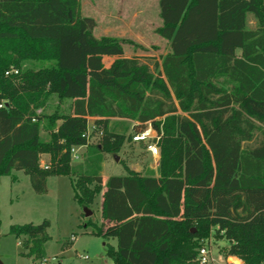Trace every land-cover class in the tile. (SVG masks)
<instances>
[{
	"label": "trees",
	"instance_id": "trees-1",
	"mask_svg": "<svg viewBox=\"0 0 264 264\" xmlns=\"http://www.w3.org/2000/svg\"><path fill=\"white\" fill-rule=\"evenodd\" d=\"M158 10L170 52L151 69L125 57L121 41H97L79 0H0V177L15 182L21 171L41 195L48 177L67 176L83 208L100 194L107 225L88 223L115 241L113 264H198L212 231L226 256L264 264V0H158ZM28 61L40 65L22 68ZM50 94L69 102L67 113H36ZM89 120L98 146L88 143ZM112 120L162 132L158 176L125 169L102 182V153L124 142ZM256 132L258 144L245 148ZM81 146L83 159L72 161ZM48 227L9 234L40 261Z\"/></svg>",
	"mask_w": 264,
	"mask_h": 264
},
{
	"label": "rangeland",
	"instance_id": "rangeland-1",
	"mask_svg": "<svg viewBox=\"0 0 264 264\" xmlns=\"http://www.w3.org/2000/svg\"><path fill=\"white\" fill-rule=\"evenodd\" d=\"M79 14L81 17H90L95 21L93 37L97 41L101 39L121 41L125 57L136 56L151 69L155 62L161 63L170 52L169 43L156 33V29L161 26L158 0H79ZM246 24L248 29L255 28V21L251 15L247 16ZM109 62L106 60L105 64ZM39 65V62L28 61L21 66L30 69ZM68 108V101L60 100L54 94H50L44 106L36 113L47 115L55 112L67 113ZM133 126L134 122L110 121V129L122 133L124 142L118 153H102L100 176L103 183L110 176H127L126 170L141 176L159 175V141L162 132L157 134L154 130L156 134L154 142L157 143L158 154L151 156L144 144L130 141L129 136L135 131ZM45 134L42 132V136ZM87 134L90 146L100 144L102 133L92 126L91 121L88 123ZM261 138L262 135L256 132L254 140L245 143L244 147L248 149L255 147ZM84 152L85 149L80 151V159H83ZM113 156H117V161H114ZM47 162L48 155L41 154L39 164L46 165ZM12 174L16 177L15 182H12L10 177H0L1 264H40L39 260L21 255L25 252L21 246H18L21 240L10 235L9 228L13 225H38L44 220L49 222L47 229L49 240L44 245V258L51 263L113 264L106 256V250L109 246L115 248V241L92 234V224L97 227L107 225L101 219L100 194L96 196L92 205L87 207L91 211V216L86 218L83 207L74 199L71 181L67 176L48 177L47 192L40 195L34 193L28 177L23 172L13 171ZM213 233L212 231L202 245L208 247L215 258L221 256L226 259L229 257L226 256L228 245ZM241 262L244 264L242 260Z\"/></svg>",
	"mask_w": 264,
	"mask_h": 264
},
{
	"label": "built area",
	"instance_id": "built-area-1",
	"mask_svg": "<svg viewBox=\"0 0 264 264\" xmlns=\"http://www.w3.org/2000/svg\"><path fill=\"white\" fill-rule=\"evenodd\" d=\"M10 73H16L15 70L10 71ZM8 73H6L7 75ZM1 107V105H0ZM156 137L155 131L151 128L150 125L138 133H133L131 135V142L132 143H142L145 145V149L147 152L150 153L151 156H157L158 154V147L157 143L154 142V138ZM84 147H72L70 149V156L72 161H78L80 159V151L83 150ZM43 170H48V166L45 164L40 165ZM20 246V242L18 243ZM198 264H242L241 260L237 257H227L222 258L221 256L215 258L208 247L203 246L199 249L198 257H197ZM54 264L51 263L48 259H41L40 264Z\"/></svg>",
	"mask_w": 264,
	"mask_h": 264
},
{
	"label": "water",
	"instance_id": "water-1",
	"mask_svg": "<svg viewBox=\"0 0 264 264\" xmlns=\"http://www.w3.org/2000/svg\"><path fill=\"white\" fill-rule=\"evenodd\" d=\"M113 159H114V161H117V156H113ZM83 213H84V216L86 217V218H88V217H90L91 216V211L90 210H88L87 208H83ZM1 264V263H0Z\"/></svg>",
	"mask_w": 264,
	"mask_h": 264
},
{
	"label": "crops",
	"instance_id": "crops-1",
	"mask_svg": "<svg viewBox=\"0 0 264 264\" xmlns=\"http://www.w3.org/2000/svg\"><path fill=\"white\" fill-rule=\"evenodd\" d=\"M106 60H109L110 62L108 63V64H105V61ZM113 59L112 58H104V64H105V66H107V65H109L110 63H111V61H112ZM89 121H92V120H89ZM254 140V139H253ZM259 141V140H258ZM251 142V141H250ZM250 142H248V143H250ZM257 144H258V142H257ZM254 148V147H253Z\"/></svg>",
	"mask_w": 264,
	"mask_h": 264
}]
</instances>
